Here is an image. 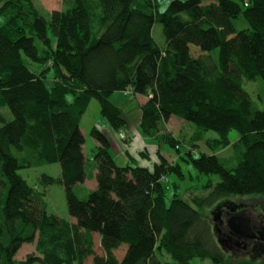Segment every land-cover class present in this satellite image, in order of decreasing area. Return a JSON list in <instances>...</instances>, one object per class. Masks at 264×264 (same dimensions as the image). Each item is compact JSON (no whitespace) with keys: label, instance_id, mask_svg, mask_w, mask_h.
Segmentation results:
<instances>
[{"label":"trees","instance_id":"trees-1","mask_svg":"<svg viewBox=\"0 0 264 264\" xmlns=\"http://www.w3.org/2000/svg\"><path fill=\"white\" fill-rule=\"evenodd\" d=\"M0 2V264H264L262 238L250 245L225 226L219 243L203 213L234 196L264 200V110L245 89V82L264 83V0H172L164 11L159 0H65L50 19L32 0ZM241 17L249 28L238 31ZM156 23L163 46L153 36ZM116 92L146 99L139 126L160 148L159 161L119 166L109 137L94 126L88 175L82 118L97 100L110 128L125 132L128 120L110 99ZM173 117L196 126L185 156L184 140L167 128ZM210 131L217 138L207 147L235 149L236 167L200 152ZM232 131L239 133L234 144ZM165 146L179 155L169 159ZM180 161L220 177L192 196L201 210L178 193L167 196L168 175L185 178ZM51 164L60 165L61 176L42 174L43 190L19 173ZM92 174L97 187L81 199L74 189ZM55 184L65 187L70 220L47 211L45 189ZM232 243L245 247V256L225 258L219 244ZM25 244L36 251L17 260Z\"/></svg>","mask_w":264,"mask_h":264},{"label":"rangeland","instance_id":"rangeland-1","mask_svg":"<svg viewBox=\"0 0 264 264\" xmlns=\"http://www.w3.org/2000/svg\"><path fill=\"white\" fill-rule=\"evenodd\" d=\"M1 1V0H0ZM40 13L43 17L50 19V14L53 11H60L66 8L65 0H32ZM172 0H159L160 3V10L164 11ZM203 4H209L213 0H202ZM1 4V2H0ZM5 22V18L0 16V26L3 25ZM235 25L238 31L244 30L249 28V25L244 20V18H240L235 21ZM153 36L155 40L161 45H164V36L162 25L156 23L153 28ZM37 46L42 48V44L37 41ZM194 52L199 51L195 46L191 47ZM212 56L217 58L219 54V49L214 50ZM26 63L32 69L38 68L37 65H32L31 62L25 57ZM245 89L251 95L253 101H255L258 107L264 110V83L259 80L256 82H245ZM111 101L117 105L118 107L122 108L125 117L128 120V123L132 124L133 128L138 129V132L142 135V131L138 126H134V122L136 119V115L140 110V103L144 101L143 97L134 98L133 95L125 96L123 92H116L110 98ZM139 99V100H138ZM141 116V115H140ZM13 116L10 114V119ZM140 125V124H139ZM94 126H98L101 129L107 128L110 126L107 124L106 120L101 115V106L97 100H93L90 104L86 114L83 116L81 121V129L85 136L86 143L84 146L85 156L87 158V173L88 175L91 174V167L94 166L93 156L94 152L97 149V144L94 138L91 136V130ZM167 128L171 131L176 137L181 140H184V144L182 145V155L185 156L186 149H192L189 144V140L193 135V132L196 130V126L189 122H185L180 118L173 117L167 123ZM112 132L116 135L117 140L111 142L110 153L115 158L116 163L119 166H125L127 164H131V158H127L124 156L118 155L120 151L121 145H125V141L128 138V141L131 137H133L134 129L132 127L126 128L123 132L125 138H122V133H116L112 128H110ZM136 136V133H135ZM145 137V136H144ZM217 138V134L213 131H210L206 134L205 140L198 143L199 150L202 153L207 154H217L226 168H234L239 163V154L233 148L223 149L215 153L210 148L207 147L205 144L206 140ZM148 139V138H146ZM230 139L232 144L236 143L239 140V133L237 131H232L230 133ZM152 142V141H151ZM185 149V150H184ZM193 151H196L193 149ZM162 153L166 155L169 159L178 156L179 154L175 149L169 148L165 146L162 150ZM199 153V152H198ZM197 156V155H196ZM136 162V161H135ZM134 164L141 163L136 162ZM182 172L185 175V178H180L177 174H170L168 175L167 179L164 181L167 188V196L171 198L174 194L178 193L179 197L182 199L190 202L196 209H199L192 201L191 198L195 194H204V189L202 191L203 185L207 184L208 181H212L214 184H217L220 181V177L217 175H206L201 174L193 165L188 164L186 162L180 161ZM19 173L28 181V183L33 186L34 188H38L43 190V187L40 185V176L42 174H48L53 177H60L61 176V167L59 164H51V165H44L39 168L34 169H22ZM174 184H178L179 188H175ZM95 183L88 181L86 184H80L75 187L76 195L81 198H87L89 195L88 190H93ZM46 190V197L45 202L47 205V211L50 214H54L59 216L60 218L72 219L67 208V200H66V191L65 187L60 184H55L48 187ZM170 200V199H168ZM230 202L227 201V205L220 207L214 206L212 208H205L203 211L204 215H208L212 219V225L215 231L216 239L218 242L220 241L221 230L222 234H226L228 232V220L235 216H242L252 219L253 223L257 226L261 227V221L264 218V200L259 198L258 195H246V196H234L231 197ZM233 207V208H230ZM201 210V209H199ZM220 211V212H219ZM215 213L218 214L219 219L216 218ZM226 226V227H225ZM259 227V228H260ZM224 234V235H225ZM218 235V236H217ZM96 252L97 254H101V244H100V237L96 234ZM237 240V239H236ZM238 241V240H237ZM220 243V242H219ZM249 243V242H248ZM221 248L225 247L227 249L225 251L226 256L228 258L232 255H240L245 256L244 252L246 250L245 247H238L237 244L232 243L230 246L225 245L222 246L219 244ZM252 245V243H250ZM125 249H120L116 252V255L119 259L123 257ZM36 246L35 244H25L21 250L16 255L17 260L24 259L28 254L35 253ZM193 264H212L210 260H204L197 258L194 259ZM92 258H89L87 264H92Z\"/></svg>","mask_w":264,"mask_h":264},{"label":"crops","instance_id":"crops-1","mask_svg":"<svg viewBox=\"0 0 264 264\" xmlns=\"http://www.w3.org/2000/svg\"><path fill=\"white\" fill-rule=\"evenodd\" d=\"M145 102H146V99H144V101L141 102L140 105L144 104ZM140 115L141 113L139 110L138 114L136 115L134 126L136 125L139 127L140 119H141ZM128 124H129L128 127H132V129H134L133 137H131L129 141H128V138L127 140H124L126 144L121 145L118 155L131 158L132 161H137L141 163V165H144V166H150V167L153 166V164L159 161L158 153L160 151V148L157 146V144L154 141H152L149 138L146 139L147 137L142 136L138 132V129L133 128L132 124L130 123ZM102 129L105 132V134L109 137L111 142L117 140L116 135L112 132V130L109 127L102 128ZM135 133H136V136H135ZM88 181L95 183L94 185L95 187L93 189H96L97 182L94 179L93 174L91 175L90 180H87L86 183ZM95 236L96 234L94 235V238ZM95 243H96V239H95Z\"/></svg>","mask_w":264,"mask_h":264},{"label":"water","instance_id":"water-1","mask_svg":"<svg viewBox=\"0 0 264 264\" xmlns=\"http://www.w3.org/2000/svg\"><path fill=\"white\" fill-rule=\"evenodd\" d=\"M228 227L234 234L245 240H255L259 237V234L252 227L251 219L247 217L235 216L230 218ZM262 239L264 241V236Z\"/></svg>","mask_w":264,"mask_h":264},{"label":"flooded vegetation","instance_id":"flooded-vegetation-1","mask_svg":"<svg viewBox=\"0 0 264 264\" xmlns=\"http://www.w3.org/2000/svg\"><path fill=\"white\" fill-rule=\"evenodd\" d=\"M251 223H252V227H253L254 231H256L259 234V237L255 240H247V241H249L250 243H255L256 241H258L259 239H261L264 236V227L257 226L256 224L253 223L252 219H251Z\"/></svg>","mask_w":264,"mask_h":264},{"label":"built area","instance_id":"built-area-1","mask_svg":"<svg viewBox=\"0 0 264 264\" xmlns=\"http://www.w3.org/2000/svg\"><path fill=\"white\" fill-rule=\"evenodd\" d=\"M121 136H122V138H125V136H124V134H123V133H122V135H121Z\"/></svg>","mask_w":264,"mask_h":264}]
</instances>
